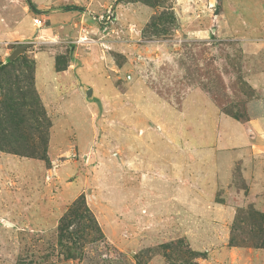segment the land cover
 <instances>
[{
  "label": "rangeland",
  "instance_id": "374dc122",
  "mask_svg": "<svg viewBox=\"0 0 264 264\" xmlns=\"http://www.w3.org/2000/svg\"><path fill=\"white\" fill-rule=\"evenodd\" d=\"M0 264H264V0H0Z\"/></svg>",
  "mask_w": 264,
  "mask_h": 264
},
{
  "label": "trees",
  "instance_id": "16d2710c",
  "mask_svg": "<svg viewBox=\"0 0 264 264\" xmlns=\"http://www.w3.org/2000/svg\"><path fill=\"white\" fill-rule=\"evenodd\" d=\"M30 6H31L33 9H35V8H34V5H33L32 2H30ZM9 107H10V106H9ZM39 108H40L41 112H43V108H41V105L39 106ZM43 113H44V112H43ZM44 118H45V113H44ZM81 205H83V204L77 203L74 207H79V206H81ZM73 209H75V208H73ZM80 211H81V207L76 208L75 210H72V211L70 212V215H73L74 217H77L78 215H80ZM63 229H64V226L62 225L61 228H60V231L63 232ZM233 243H234V244H237V243H236V239H233ZM237 246H238V245H237Z\"/></svg>",
  "mask_w": 264,
  "mask_h": 264
},
{
  "label": "crops",
  "instance_id": "0c3cea01",
  "mask_svg": "<svg viewBox=\"0 0 264 264\" xmlns=\"http://www.w3.org/2000/svg\"><path fill=\"white\" fill-rule=\"evenodd\" d=\"M33 4H35V3H33ZM26 9H28V7H26ZM51 22H52V19H51ZM29 24H30V21H27V20H23L21 23L22 30H24L26 32L25 33L26 35H28V33L30 32V29H31V28H29L30 27Z\"/></svg>",
  "mask_w": 264,
  "mask_h": 264
},
{
  "label": "built area",
  "instance_id": "2783aa9c",
  "mask_svg": "<svg viewBox=\"0 0 264 264\" xmlns=\"http://www.w3.org/2000/svg\"><path fill=\"white\" fill-rule=\"evenodd\" d=\"M34 25L36 27H42L45 25V22L41 18L38 17L34 19Z\"/></svg>",
  "mask_w": 264,
  "mask_h": 264
},
{
  "label": "water",
  "instance_id": "95a60500",
  "mask_svg": "<svg viewBox=\"0 0 264 264\" xmlns=\"http://www.w3.org/2000/svg\"><path fill=\"white\" fill-rule=\"evenodd\" d=\"M27 46H24V47H19L18 50L15 52L14 56H13V59H16L18 58L19 54L26 48ZM91 93V91H90Z\"/></svg>",
  "mask_w": 264,
  "mask_h": 264
}]
</instances>
